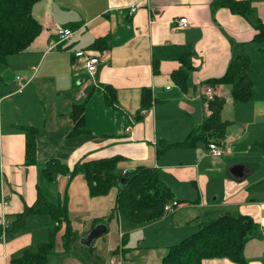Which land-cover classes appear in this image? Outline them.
Returning a JSON list of instances; mask_svg holds the SVG:
<instances>
[{"label":"crops","instance_id":"0c3cea01","mask_svg":"<svg viewBox=\"0 0 264 264\" xmlns=\"http://www.w3.org/2000/svg\"><path fill=\"white\" fill-rule=\"evenodd\" d=\"M141 2L38 0L33 4L39 34L25 51L8 55L0 66V199L7 201L3 206L0 200V230L2 220L12 221L40 190L48 201L66 204L70 226L77 232L71 250L65 252L61 224L46 264H105L119 249L131 264H158L167 246L197 229L190 221L221 212L246 214L258 224V232L244 243L245 264H264V148L258 142L264 140V43L253 47L251 41L256 22H264V0H251L245 15L225 6L213 8L211 0H150V8ZM134 3L138 6L131 12ZM183 15L186 27L175 28ZM72 22L77 23L70 27L73 33L52 46L56 28ZM105 35L109 47L97 54L100 59L89 74L81 61L87 54L84 48ZM186 51L192 68L183 90L170 74L180 66L177 56ZM241 51L251 59L252 97L233 100L227 85H213L214 96L223 98L221 118L228 122L222 141L225 151L211 156L203 139L188 147L172 145L209 115L200 97L202 87L207 79L222 75ZM17 75L23 85L20 92H15ZM106 85L114 91L112 101L106 100L111 98ZM142 88H149L154 99L148 108L140 107ZM52 96H60V102ZM79 102L84 103L85 130L72 133L69 112L72 103ZM26 127L34 129L35 156L29 164L24 160ZM110 155L121 156L117 166L123 172L137 165L152 167L172 199L181 201L176 212L167 215L181 214L175 227L160 233V250L127 247L126 237L121 242L125 232L114 222L120 214L107 218L116 187L91 196L81 172L57 173L51 180L41 174L50 158L71 168ZM28 216L18 232L2 238L0 231V264H23L16 258L26 249L34 250L55 227L47 214ZM96 219L107 226L106 233L111 232L110 223L114 226L116 242H105L102 234L88 245L82 241ZM103 254L108 255L106 260ZM201 264L237 263L213 257Z\"/></svg>","mask_w":264,"mask_h":264},{"label":"trees","instance_id":"16d2710c","mask_svg":"<svg viewBox=\"0 0 264 264\" xmlns=\"http://www.w3.org/2000/svg\"><path fill=\"white\" fill-rule=\"evenodd\" d=\"M38 0H0V66L5 64L7 56L20 53L27 49L41 30L39 22L32 15L31 9ZM251 0H211V6L228 7L232 12L245 15L250 11ZM77 23L68 25L73 28ZM257 29L252 42L264 43V22L257 21L254 25ZM108 36L97 37L84 48L85 52L97 55L109 46ZM242 46V45H241ZM260 49V48H259ZM180 66L172 70L171 79L181 89H186L188 73L191 70V54L189 51L177 56ZM251 59L248 53L239 52L230 59L225 71L216 78L207 79L205 82L212 87L215 84H225L229 87V94L233 100L247 101L252 97L253 79L248 73ZM153 70H157V61L153 60ZM105 92L111 91L112 101L114 91L105 86ZM153 97L149 88H142L140 94V107H150ZM223 98L214 96L207 103L209 115L192 128L184 140L172 143L174 146H193L198 141L221 143L225 135L228 122L221 118ZM69 116L72 119V133L85 130L84 103H72ZM24 160L26 164L32 163L35 156L34 129H23ZM264 148V140L258 141ZM121 159L119 155L98 156L75 163L71 168L59 159H47L42 167L41 174L51 180L57 173L68 172L70 175L76 171L81 172L91 196L103 195L111 187L117 188L114 205L107 218L116 214L125 216L136 224H147L172 211L164 212L163 205L172 200L169 189L163 187L156 171L149 166L137 165L126 171H121L117 163ZM264 180V178L262 179ZM47 214L55 222V227L48 232L46 240L37 244L34 250L26 249L17 261L23 264H46L48 256L55 249L57 233L61 224L64 229L60 234L62 250H71L77 238V232L69 223L68 212L65 203H52L46 196L37 190L33 203L24 206L14 219L10 221L4 231V235H11L21 230L28 215ZM99 219H96L95 223ZM197 229L186 235L179 241L167 246L158 264H201L204 258L226 257L237 264H245L243 246L245 241L255 236L258 232V224L246 214L233 215L229 212H221L213 217H203L195 222ZM124 234L121 236L123 242Z\"/></svg>","mask_w":264,"mask_h":264},{"label":"built area","instance_id":"2783aa9c","mask_svg":"<svg viewBox=\"0 0 264 264\" xmlns=\"http://www.w3.org/2000/svg\"><path fill=\"white\" fill-rule=\"evenodd\" d=\"M138 1H142L141 3H145V6L147 8H150L149 6V1L150 0H138ZM138 3V2H137ZM137 3H134L130 6V11L134 12L137 8ZM187 25V19L186 17L180 16L176 19L174 27L175 28H179V29H184V27H186ZM73 33L72 29L70 27L67 26H61L56 28L55 30V36L56 39L55 40H51V45L54 46L57 43L67 39L71 34ZM84 56L82 57V66L84 67V69L86 70L87 73L92 74L95 69H96V65L97 62L100 59L99 55H91V54H85L83 53ZM17 79V88L15 90V92H20L21 88H22V84L20 82V77L17 75L16 76ZM200 97H203V100L206 102V106L209 100H211L214 97V89L210 84L205 83V85L202 87L201 93H200ZM208 109V108H207ZM226 145L225 143L221 142V143H217V142H208L207 143V153H209L211 156L213 157H218L220 156L224 151H225ZM1 204L4 206L7 201L4 197H2L1 199ZM180 205H182L181 201L179 200H175L172 199L168 202H166L163 205V210L165 212H170L172 210H174L176 207H179ZM8 222L3 219L1 222V237L3 238L4 236V231L6 226H7ZM263 234V238H264V232ZM132 261L131 259L126 256L125 254L121 253L120 251H116L114 254L110 255L105 264H131Z\"/></svg>","mask_w":264,"mask_h":264},{"label":"rangeland","instance_id":"374dc122","mask_svg":"<svg viewBox=\"0 0 264 264\" xmlns=\"http://www.w3.org/2000/svg\"><path fill=\"white\" fill-rule=\"evenodd\" d=\"M260 45H262V44H260ZM260 45L255 43L253 45V47H258ZM38 86H39V84H38ZM52 97L55 98V101H57V103L60 102V98H61L60 96H52ZM112 189H114V188H112ZM186 208L187 207H184L183 209H186ZM175 212H176V210L174 209V213ZM179 215H181V214L174 215V216H165L164 219H161L157 222L150 223V224H147L144 226H142L143 224H136V223L129 221L123 215H119V219L117 220L118 222L116 220H114V222L119 224V228H120V230H122V232H125L124 237H126V239H124L125 240L124 244L127 247L137 248V246H138L141 250H146L148 247H152V248L157 247L158 250H160L162 248V247H159V246H161L160 241L162 240V237H159L160 233L162 231L168 230L169 228L175 227V221L178 219ZM210 216H213V215H210ZM190 223L194 224L195 222L190 221ZM109 227H110L111 232H108V233L105 232L102 234V236L104 235V239H105L104 241L105 242L114 243L118 240L117 232H116V229L114 228V226L112 227L111 223H110ZM177 227L179 228V226H177ZM195 229H196V227H195ZM118 251L121 252L120 249ZM107 256H108L107 254H103L102 258L104 260H106L105 258H107Z\"/></svg>","mask_w":264,"mask_h":264},{"label":"water","instance_id":"95a60500","mask_svg":"<svg viewBox=\"0 0 264 264\" xmlns=\"http://www.w3.org/2000/svg\"><path fill=\"white\" fill-rule=\"evenodd\" d=\"M107 229V226L104 223L98 222L93 226L88 233L83 237L82 241L88 245L92 239L103 234Z\"/></svg>","mask_w":264,"mask_h":264}]
</instances>
